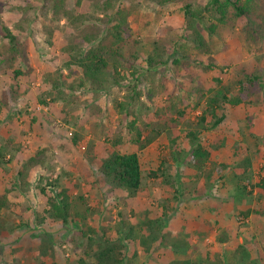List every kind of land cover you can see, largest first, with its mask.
I'll return each instance as SVG.
<instances>
[{"label": "rangeland", "instance_id": "1", "mask_svg": "<svg viewBox=\"0 0 264 264\" xmlns=\"http://www.w3.org/2000/svg\"><path fill=\"white\" fill-rule=\"evenodd\" d=\"M64 1L67 15L52 13L56 0H0V45L5 28L19 38L24 55L13 66L25 74L14 80L0 63V196L8 202L0 211V264H97L104 248L125 264H264V0H252L246 18L230 11L219 24L204 12L202 23H192L208 53L191 50L183 7L204 8L210 0ZM105 1L107 13L128 10V35L138 44L124 78L98 91L68 63L89 48L85 37L99 38L108 27L101 21ZM203 24H215L211 37ZM160 28L185 43L184 69L171 61L144 65ZM245 76L259 81L238 93L235 84ZM219 90L243 102H219L224 120L199 137L210 156L196 174L184 157V135ZM133 120L143 141L153 139L141 152L126 143L124 127ZM115 139L125 145L119 149L139 153L142 180L132 195L110 187L99 170L118 149ZM219 164L225 168L218 173ZM53 192L72 202L83 195L91 211L86 224L96 234L84 238L80 225L51 219Z\"/></svg>", "mask_w": 264, "mask_h": 264}, {"label": "trees", "instance_id": "2", "mask_svg": "<svg viewBox=\"0 0 264 264\" xmlns=\"http://www.w3.org/2000/svg\"><path fill=\"white\" fill-rule=\"evenodd\" d=\"M107 1H105L102 8L104 20L101 21L108 24V27L99 38L90 40L92 35L85 37L89 48L82 54H78L77 52L78 55L71 56L72 61L71 63H68L72 64V66L80 72V79L83 83H89L94 90L98 91L106 87L109 84V81H112V84H117L116 79L124 78L125 68L129 64L128 61L136 57V55L132 53V47L138 44L134 40H130L128 35L130 29L127 21L129 16L128 10L118 8L112 14L107 13L108 8L111 7L108 5ZM175 1L183 0H159V3L169 4ZM64 3V0H56L51 6L52 13L54 15H62L61 13L63 11L64 15L65 13L67 15L68 13L64 9ZM78 4L79 0H76V5ZM251 4L252 0H210L204 8L200 9H194L190 4H185L183 11L186 22L191 28L192 23L196 21L202 23V15L204 12L209 13V16L212 19L217 20L219 24L224 23L230 11L232 12L231 16L233 19L246 18L248 14H250ZM192 28V37L189 44L191 50L208 53V44L199 33L197 26H192ZM202 28L203 32L211 37L215 30V24H211L208 27H205L203 24ZM4 31L6 34H4L3 37L7 43L4 42L0 45V63L7 64L11 69L14 80H19V77H23L25 74L19 67H14L13 64L18 58L24 55V51L20 49L21 42L19 41V38L6 28ZM95 32V34H100L98 29H96ZM179 42L180 38L178 36H171L165 28H160L157 35L152 39V51L144 61L147 70L164 66L169 61H171L172 65L184 69L185 67L181 63V60L188 59V54L190 53H186L184 46L185 43L184 45H181ZM177 53H181L179 58L177 57ZM130 73L134 75L136 71L132 69ZM215 80L218 83L221 82L219 79ZM255 81H259V78L255 76H245L242 81L235 84L237 92H243V89H245L246 86L245 84L250 85ZM54 83L58 84L57 81H54ZM221 100L230 106H238L243 102V99L238 95L227 99L226 96L222 94L221 90L217 91L213 97L208 99L206 108L198 118L197 128L187 131L184 135V140H186L190 148L189 153L185 154L184 157L187 161L188 168L196 174L202 173L210 156L201 146L199 137L202 132L212 131L224 120L223 115L217 114V109L222 103ZM208 117H210L209 121ZM124 131L127 132V135L129 136L126 140L127 145L137 147L140 152L153 141V139L143 141L141 132L138 129L135 120L129 122L126 127H124ZM171 143H173V141ZM112 146L113 148H118L125 145H122L120 139H115ZM172 148L175 153L178 154V146L172 145ZM1 157L2 154L0 153V158ZM29 162L32 167H39V161L30 159ZM217 167L219 168H217L218 173L225 168L223 164H219ZM26 168L27 167L23 165L22 171H17L15 173L14 180L18 181L20 176H22V173L26 172ZM99 170L106 183L113 189L130 195L136 193L140 189L142 173L139 153L137 152H129L124 149L122 150L121 148L114 149L109 156L100 163ZM159 174L161 177L165 176L163 172ZM151 175L157 176L154 172L151 173ZM262 183V181H259L257 187H261ZM236 185L238 191H244L246 188L244 181L241 179H237ZM40 192L42 194L45 193L44 189H41ZM52 194L53 195L47 200L48 209L46 210V213L51 219L58 220L63 225H67L69 222L76 224L77 226L80 225L82 227L80 233L84 238H90L89 235L96 234L95 231L86 224L87 217L91 211L86 207L83 195L77 196L72 202L69 201L65 192L60 194H55V192H53ZM7 203V197L5 195L0 196V211L7 205ZM243 215L244 217H247L249 211H245ZM156 225L160 226L159 222ZM176 248H178V246H172V250L178 253ZM110 253V248H104L99 251L97 254V264H125L123 257L117 260L110 259ZM79 264L88 263L84 260H79Z\"/></svg>", "mask_w": 264, "mask_h": 264}, {"label": "crops", "instance_id": "3", "mask_svg": "<svg viewBox=\"0 0 264 264\" xmlns=\"http://www.w3.org/2000/svg\"><path fill=\"white\" fill-rule=\"evenodd\" d=\"M203 133V132H202Z\"/></svg>", "mask_w": 264, "mask_h": 264}]
</instances>
